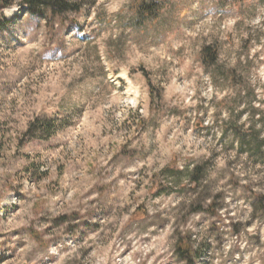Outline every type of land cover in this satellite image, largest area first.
Instances as JSON below:
<instances>
[{"label":"rangeland","instance_id":"rangeland-1","mask_svg":"<svg viewBox=\"0 0 264 264\" xmlns=\"http://www.w3.org/2000/svg\"><path fill=\"white\" fill-rule=\"evenodd\" d=\"M28 1L0 0V264H264V0Z\"/></svg>","mask_w":264,"mask_h":264},{"label":"trees","instance_id":"trees-1","mask_svg":"<svg viewBox=\"0 0 264 264\" xmlns=\"http://www.w3.org/2000/svg\"><path fill=\"white\" fill-rule=\"evenodd\" d=\"M9 5L10 4H7L6 7H8ZM28 5L31 8V10L35 9L38 6L44 5L48 8H51V10H53V12L55 14H63L66 11L75 10L73 8L72 4H70L68 0H29ZM138 9L143 16H147V17H154L155 18L158 16V13H159V9L157 7V4L152 0L150 2L142 1L139 4ZM202 56H203L204 63L207 65L215 64L217 59H218L217 51H215L214 49H212L210 47H207L203 50ZM37 125H39V126H37ZM37 125L34 124V126H36L37 128H43L48 132L52 128V124L49 120L38 119ZM189 251H191V249L188 248L187 245L185 246V248L180 247L178 249V252L181 255H188L187 253H190Z\"/></svg>","mask_w":264,"mask_h":264}]
</instances>
